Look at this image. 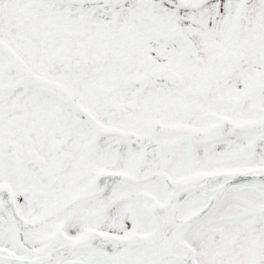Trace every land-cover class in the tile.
Here are the masks:
<instances>
[{"label": "snow or ice", "instance_id": "1", "mask_svg": "<svg viewBox=\"0 0 264 264\" xmlns=\"http://www.w3.org/2000/svg\"><path fill=\"white\" fill-rule=\"evenodd\" d=\"M0 264H264V0H0Z\"/></svg>", "mask_w": 264, "mask_h": 264}]
</instances>
